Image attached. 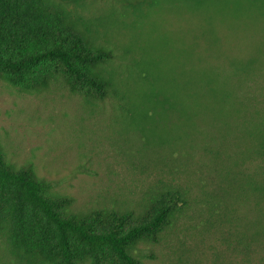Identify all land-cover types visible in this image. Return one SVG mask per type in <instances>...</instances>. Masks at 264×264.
I'll return each instance as SVG.
<instances>
[{
    "label": "rangeland",
    "instance_id": "rangeland-1",
    "mask_svg": "<svg viewBox=\"0 0 264 264\" xmlns=\"http://www.w3.org/2000/svg\"><path fill=\"white\" fill-rule=\"evenodd\" d=\"M140 1L65 0L90 29L105 23L107 34L98 43L111 47L114 65L121 68L137 58L127 48L131 32L106 22H132ZM175 12L156 11L136 34L142 46L152 47L149 59L163 57L162 75L174 73L181 48L177 39L204 22L199 15ZM214 24L218 42L199 39L190 60L199 69H217L231 99L223 103L221 119L210 112L200 115V133L168 146L145 145L109 101L86 103L59 84L27 95L0 79V152L12 167L30 163L52 193L72 198L73 211L106 208L140 215L166 194L184 199L181 216L164 228L158 242L136 246L133 255L140 264H264V259H244L230 247L236 230L248 233L257 216L254 192L242 178L261 170L246 120H251L250 129L264 122V19H219ZM259 127L264 133V126ZM0 264H20L2 236Z\"/></svg>",
    "mask_w": 264,
    "mask_h": 264
},
{
    "label": "trees",
    "instance_id": "trees-1",
    "mask_svg": "<svg viewBox=\"0 0 264 264\" xmlns=\"http://www.w3.org/2000/svg\"><path fill=\"white\" fill-rule=\"evenodd\" d=\"M208 8L213 9L211 14ZM134 9L135 18L130 23L106 22L131 32L127 48L137 58L121 68L114 65L111 47L98 43L107 34L105 23L100 22V29L97 25L90 29L81 17L72 14L65 0H0V79L27 95L59 84L79 93L86 103L109 101L124 126L153 148L200 133V115L210 112L221 119L223 103L229 102L231 93L217 69L206 68L211 71L205 73L206 69L192 64L198 40L218 42L214 22L219 19H264V0H144ZM176 9L177 16L190 13L201 16L204 22L177 39L181 48L174 73L162 75L163 57L149 59L152 47L142 46L136 34L156 11ZM246 123V132L256 138L254 152L261 170L244 175L242 181L254 192L257 216L248 233L236 230L230 247L244 259L261 261L264 133L259 125L264 126V122L251 129V120ZM50 186L37 177L30 163L12 167L0 152V236L20 264H140L133 255L136 246L158 242L164 228L174 224L185 208L180 194L171 193L140 215L106 208L75 212L72 198L52 193Z\"/></svg>",
    "mask_w": 264,
    "mask_h": 264
}]
</instances>
